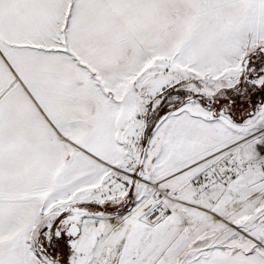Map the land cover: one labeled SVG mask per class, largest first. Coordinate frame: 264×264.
<instances>
[{"label": "snow or ice", "instance_id": "snow-or-ice-1", "mask_svg": "<svg viewBox=\"0 0 264 264\" xmlns=\"http://www.w3.org/2000/svg\"><path fill=\"white\" fill-rule=\"evenodd\" d=\"M0 264H264V0H0Z\"/></svg>", "mask_w": 264, "mask_h": 264}]
</instances>
